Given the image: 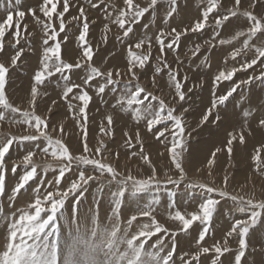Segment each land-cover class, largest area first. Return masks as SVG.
<instances>
[{
    "label": "snow or ice",
    "instance_id": "obj_1",
    "mask_svg": "<svg viewBox=\"0 0 264 264\" xmlns=\"http://www.w3.org/2000/svg\"><path fill=\"white\" fill-rule=\"evenodd\" d=\"M258 2L261 7H264V0H247L248 8L255 9ZM21 3L22 0H14V3L13 0H7L6 6L0 5V10L6 12L5 18L0 21V53L5 51V38L8 35L11 36L8 43L14 48L13 54L8 58L7 65L0 59V124L6 122L10 126L20 125L25 128L23 134L0 133V201L3 200L6 193L8 173L6 156L14 143L40 142V147L38 150L30 149L22 157L24 171L8 196L10 208H15V200L38 175H46L51 171L54 176L51 181H40L39 186L33 190L32 202L27 207L15 209L8 214H3V210L0 209V222L6 225L3 243L0 244V264H176L174 257L177 247L176 237L181 233L188 234L194 226L199 229L195 239L198 250L192 254L184 253L180 257L181 264H202L200 257L210 253L212 254L210 264H224L221 258L226 253L233 252V249L228 246L229 238H236L238 243L234 258L229 264H254V262L246 259V255L250 247L252 229L264 218V199L245 198L230 194L226 190L229 181L227 175L223 177L224 188L222 189L207 183H194L187 180L186 157L184 155L186 151L184 113L188 111V108L183 107L181 102L186 99L184 85L187 83L188 77L186 74L182 75L178 70V66L183 63L178 55L175 59L176 68L169 64L166 57L169 52H175L179 48L182 36H186L189 32L202 33L209 27V17L213 13H216L213 17L215 25L213 39L219 36L217 29L227 23L230 18L239 16L249 22L250 26L247 31L238 32L234 39L239 36H246L243 48L254 49V55L251 58L237 61L242 49L237 48L231 52V60L238 66H233L230 70H219L213 78V87H218L220 83L225 81L231 82V86L223 94L215 96L211 107L206 109L200 121V124L203 125L208 123L209 118L212 117L216 123H219L220 114L216 112L213 116V113L217 108L224 106L241 85L251 84L254 79L264 81V17H258L252 10H242V0H232V7L227 8L224 13L217 11L220 6L219 0H207V6L202 12V17L197 19L191 27L181 30L172 27L167 32L163 28L158 30V34L155 36V43L158 47L154 57L156 61L154 73L160 74L165 69L167 70L168 86L174 89L173 100L176 104H181V110L177 113L174 105L170 106L163 98L147 91L139 83L140 78L137 71L143 70L153 59V38L147 34L150 30L149 24L142 26V35H137L134 26L139 24L146 14L151 15V23L154 24L159 4L166 5L163 23L168 24L177 12L178 0H148L146 6L143 7L134 0H123V6L119 8L115 4L106 3V0H41L37 8L28 9L34 23L42 31L43 39L42 53L38 60V69L34 72V84L30 92V110L21 111L20 108L9 102L6 93L10 67H16L21 61V57L24 56L23 47L16 46L21 43L22 39L26 38L24 34L31 35L28 33V24L24 22L26 12L20 10ZM74 5H78V13L66 21V14ZM84 5H88V10L100 12L105 21H111L112 24L118 26V29L122 31V35L116 37L119 43L125 44L126 41H131L126 44L128 57L126 75L129 79L124 82L123 88L119 91L117 85L120 84V70L115 71L116 79H114L112 69L102 71L101 67L94 64L93 57L97 53L89 43L91 22ZM14 16L16 17L15 20ZM73 22H75L74 26L78 28L79 34L76 39L82 59L66 62L62 57V45L69 38L66 28ZM109 31V24L106 22L104 32ZM254 39H259L262 42L260 44L250 43ZM205 43H208L210 47L216 46L210 41H205ZM218 43L223 45L231 43V41L220 39ZM134 49H144L145 51L138 53ZM199 51L200 45L197 44L192 50V55L196 56ZM256 67L260 68L258 76L249 75L245 80H234L237 72L247 73L250 69L255 72ZM75 70H80L83 73L80 76V83L71 79ZM57 74H59L57 87H60L61 83L63 85L61 99L65 101L80 131L78 137L79 154H75L64 142L62 137L67 135V132L63 125L50 129L48 117L41 116L36 112L37 97L40 95L39 86L44 85L46 81H50ZM155 74L152 77L153 86H155ZM90 89L94 90V94L99 98H103L106 91L116 95L115 103L111 105L113 109L120 112H130L137 124L143 120L146 124V131L151 133L157 141L164 138L167 142L165 147L169 154L170 164L177 174L176 179L168 175L167 172H165L167 177L165 181L158 178L155 164L145 153L139 128L136 129L134 136L128 132L124 133L126 137L125 146L128 149H133L129 153L130 157H138L149 166L150 175L146 178H138L132 175L131 171L125 174L112 163L105 162L110 153L103 139H98L96 145L90 147V114L88 110L93 99ZM43 95H47V93ZM55 104L56 101L53 100L52 105ZM47 111L51 113L52 107L50 106ZM17 114H19V118H17ZM250 115L251 112L249 111L243 112V116L246 118ZM258 123L264 129V118L259 119ZM114 124V116L106 114L104 120L101 121L98 134L100 136L114 134ZM160 125H163V128L158 127ZM52 132H56L58 135L53 137ZM234 143L240 145L245 143L243 131L238 134L229 132L223 149L217 147L211 152L206 165L209 176L212 175L217 154L225 151L227 156L231 158ZM261 151L260 148H257L253 159L257 169L264 173V169L261 168L264 165ZM38 152L44 159L43 164H38L34 160ZM111 155L115 159H119L118 152ZM48 157L51 159H47ZM19 167V164H13L11 171L15 173ZM73 169L77 173L76 178L61 190L60 186L65 175ZM91 183H96L100 190L104 187L115 188V191L111 193L114 204L109 223L106 226L99 223V204L97 203L91 226L89 227L87 223L77 220L70 226L67 235H65L60 224V217L63 216L62 209L66 200L70 194L72 196L80 194L82 198L83 193L87 191ZM161 183L172 184L177 187L181 183H185L188 188L201 189L205 195L203 201L198 204V211H193L188 215L178 209L174 213L170 212L169 218L178 221L180 225L179 231H171L154 216L153 205L155 201H153L151 204L140 208L136 215H132L122 229L119 210L126 194L136 196L140 193L149 192L158 189ZM170 195L174 197L175 192L170 193ZM221 199L232 201L236 211L241 214L247 213V218L237 219L231 225L229 231L222 238L223 243L216 241L211 246H203L212 227L216 207ZM78 203L79 200L74 201L77 210ZM172 207L175 208V205L173 204ZM74 215H77L76 211H74ZM140 218H147V222L141 223L138 231L129 237V230L133 222ZM153 236H156L155 243L149 246L152 250H148L145 245ZM165 237L169 239L171 247L166 255H161ZM260 251L264 254V242L261 244Z\"/></svg>",
    "mask_w": 264,
    "mask_h": 264
},
{
    "label": "rangeland",
    "instance_id": "obj_2",
    "mask_svg": "<svg viewBox=\"0 0 264 264\" xmlns=\"http://www.w3.org/2000/svg\"><path fill=\"white\" fill-rule=\"evenodd\" d=\"M141 6H146L148 0H134ZM14 3V0H13ZM41 0H22L20 10L26 12L24 22L28 24V33L24 34L25 39L16 47H23L24 56L18 62L16 67H10L8 82L6 85V93L9 102L21 111L30 110L31 88L34 84V72L38 69V60L42 53V39L43 33L40 27L36 25L28 12L29 8H37ZM108 4H115L117 8L123 6V0H106ZM0 5H7V0H0ZM218 12L224 13L227 8L232 7V0H219ZM86 14L88 15L90 23L89 43L93 46L94 51L97 53L93 57L94 64L101 67L102 71L108 69L113 70V78L117 69L121 72L120 84L117 85L118 91L123 88L124 82L129 79L126 75L127 68V48L126 44L131 41H126L121 44L117 41L116 37L122 35V31L118 26L105 21L103 15L96 10H88V5H84ZM207 6V0H178L177 12L173 18L169 20L168 24L163 23V18L166 11V5L159 4L157 6L155 23H151L152 17L146 14L141 19L140 23L134 26L137 35L143 34L142 26L144 24L150 25L148 36L153 38V59L143 69L137 71L139 76V83L145 87L147 91L160 96L170 106L174 105L177 113L181 110V104H176L173 100L174 89L168 86L167 83V70L160 74H155L154 69L156 61L154 57L157 54V44L155 43V36L158 30L163 28L167 32L170 28L175 27L177 30L191 27L197 19L202 17V12ZM248 9L254 11L258 17H264V7H261L259 2L255 9L248 8L247 0H242V10ZM59 10V7H58ZM78 5L70 7L69 13L66 14V21L70 20L71 16L77 15ZM216 13L209 17V27L202 33L189 32L186 36H182L179 48L175 52L167 54V60L174 68L177 67L175 63L176 56H179L182 65L178 66V70L182 75L186 74L188 77L187 83L184 85L186 92V99L182 103L183 107L188 108L184 113V120L186 123V157L185 170L187 173V180L194 183H207L222 189L223 177H229L226 190L233 195L244 196L245 198L254 197L255 199H264V173L257 169L256 162L253 159L256 154V149L260 148L262 159H264V129L259 126V119L264 118V81L254 79L251 84L241 85L236 93L229 98V101L215 110L213 116L218 112L221 120L216 123L212 117L209 122L201 125V117L211 107V103L215 96H219L227 91L231 86V82L225 81L220 83L218 87H213V78L219 70H230L233 66H238L237 63L231 60V52L237 48L242 49L237 61L251 58L254 55V49H244L243 42L246 36L236 37L238 32H246L249 22L243 17H233L225 23L221 28L217 29L219 36H214V19ZM6 16V12L0 10V21ZM43 18V17H41ZM16 17L14 16V20ZM109 24L110 31L104 32V24ZM75 22L69 24L66 31L69 33L68 41L62 45V57L66 62H75L77 59H82L81 50L79 49L77 39L78 28L74 26ZM63 36V34H61ZM106 38V42H105ZM5 51L0 53L6 65L8 58L13 54L14 48L8 43L11 36H6ZM220 39L230 40L231 43L219 44ZM205 41H210L215 44V47H210ZM262 41L254 39L250 43L260 44ZM14 43V41H13ZM200 45V51L196 56L192 55V50L195 46ZM138 53L145 51L144 49H134ZM227 61V63H225ZM260 68L256 67L255 72L249 70L245 72H237L234 77L235 81L245 80L249 75L258 76ZM156 75L155 86L152 85V77ZM83 73L80 70H75L71 79L76 83H80V76ZM59 74L52 77L50 81H46L44 85L39 86V93L37 97L36 112L41 116H47L49 119L50 129L53 127L58 128L63 125L67 135L63 136L64 142L68 144L70 150L75 154H79L80 145L78 137L80 131L76 126L72 114L69 112L66 103L61 99L63 85L57 87V79ZM133 83H136L133 81ZM111 87V86H109ZM191 89V91H189ZM47 93V95H43ZM90 94L93 95L92 102L89 106V138L90 147L95 146L98 139H103L107 145L110 155L107 156L105 162L112 163L118 170L125 172L131 171L132 175L138 178H146L150 175V168L144 164L138 157H130L129 153L133 149H128L125 146V132L133 135L137 128H139L141 139L144 142L145 153L149 155L150 160L157 168L158 178L161 181L167 179L165 172L171 175L174 179L177 174L170 164L169 154L166 150V141L161 138L157 141L153 135L146 131V124L142 120L137 124L130 112H120L113 109L111 105L115 103L116 95H112L106 91L103 98H99L94 94V90L90 89ZM215 94V95H214ZM118 95V93H117ZM42 97V98H41ZM178 100V97H176ZM55 100L56 104L52 105ZM75 103V102H74ZM147 103V102H145ZM155 103V102H153ZM52 107L51 113L47 111ZM249 111L251 115L244 117L243 112ZM106 114L114 116L115 124L114 134L108 136H100L99 126L101 121L104 120ZM254 114V115H253ZM19 118V114H17ZM246 121V123H245ZM252 122V123H251ZM255 122V123H254ZM253 125V126H252ZM163 128V125L158 126ZM253 129V130H252ZM25 131L24 126L8 125L6 122L0 124V133L23 134ZM30 131V130H29ZM155 131V129H154ZM243 131L245 133V143L243 145L234 143V150L231 158L227 156L225 151L217 154V160L212 168V175L207 174L206 167L210 154L215 148L220 147L223 149L229 132L238 134ZM190 133V135H187ZM250 133V134H249ZM53 137L58 134L51 133ZM167 135V134H166ZM163 141V142H162ZM135 143V141H134ZM40 142H24L23 144H13L9 153L6 156L8 173L6 178V193L2 201H0V209L3 214H8L15 209L27 207L33 199L34 189L39 186L40 181H51L54 173L49 171L46 175H38L37 178L30 182V185L22 190V194L15 200V208L9 207L8 196L11 193L13 186L18 181L20 175L23 174L24 167L22 164V157L30 149H39ZM138 148V146H137ZM119 153V159H115L114 153ZM163 153V155H161ZM47 159H51L48 157ZM38 164H43L44 159L38 155L34 158ZM13 164H19L20 167L13 173L11 171ZM264 169V165L261 166ZM200 169V171H198ZM88 174V173H86ZM77 173L75 169L68 172L61 184V190L66 188L70 182L75 179ZM115 188L104 187L99 189L96 183H91L86 192L83 193L82 198L80 194L72 196L71 194L66 200L64 205L63 216L60 217V224L62 231L67 235L70 226L74 222H84L91 226L93 212L95 211L97 203L99 204L98 221L101 225L106 226L109 223V217L112 214L114 198L111 193ZM175 192V196L170 193ZM205 193L199 188H188L185 183H181L179 187L161 183L158 189H153L149 192L140 193L136 196L126 194L123 198L122 206L119 210L121 227L126 225L127 220L138 213L140 208L145 207L155 201L153 207L155 209L154 216L156 219L171 231H179L180 225L178 221H173L169 218V213L178 209L185 215L198 211V204L203 201ZM79 200L78 210L74 201ZM175 205V208L172 205ZM74 211L77 215H74ZM247 218V213L241 214L236 211L232 201L221 199L216 207L215 214L212 219V227L206 238L203 246H211L216 241L223 243V237L229 231L231 225L237 219ZM147 222V218H140L138 221L133 222L129 230V237L138 231L141 223ZM6 225L0 222V244L3 243ZM199 229L194 226L188 234L181 233L176 237L177 247L174 257L176 264H181L180 257L184 253H195L198 247L195 243ZM162 235V234H158ZM156 236L145 245L146 249L152 250L149 246L154 244ZM264 242V218L261 219L250 235V247L246 259L254 264H264V254L261 253V244ZM228 246L233 249V252L226 253L221 259L224 264L234 258L235 250L238 247L236 238H229ZM171 244L167 237L164 238V247L161 255H166L170 250ZM212 254L207 256L202 255L200 260L202 264H210Z\"/></svg>",
    "mask_w": 264,
    "mask_h": 264
},
{
    "label": "bare ground",
    "instance_id": "obj_3",
    "mask_svg": "<svg viewBox=\"0 0 264 264\" xmlns=\"http://www.w3.org/2000/svg\"><path fill=\"white\" fill-rule=\"evenodd\" d=\"M254 115V114H253ZM252 123V122H251ZM255 123V122H254ZM253 126V125H252ZM253 130V129H252Z\"/></svg>",
    "mask_w": 264,
    "mask_h": 264
}]
</instances>
